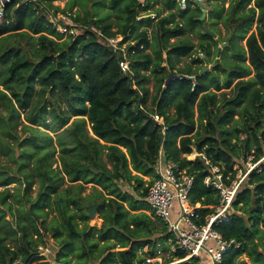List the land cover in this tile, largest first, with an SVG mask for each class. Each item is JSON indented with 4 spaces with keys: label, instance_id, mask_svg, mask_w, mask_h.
Masks as SVG:
<instances>
[{
    "label": "trees",
    "instance_id": "16d2710c",
    "mask_svg": "<svg viewBox=\"0 0 264 264\" xmlns=\"http://www.w3.org/2000/svg\"><path fill=\"white\" fill-rule=\"evenodd\" d=\"M20 1L14 0L10 7V23L0 27V37L18 32L15 45L0 52V65L4 64L6 71L0 83L4 87L0 90V122L1 108L8 110L2 132L15 138L13 122L20 117L19 110H29L27 118L32 125L45 123L50 116L55 130L76 118L56 140L64 173L72 185L62 190L65 176L53 168L57 148L51 136H27L20 143L23 150L18 160L26 168L33 159L32 170L24 173L23 180L2 178L0 172V186H25L28 206L26 210L23 199L16 198L21 216L16 220L14 207L6 206L10 190L6 188L2 194L0 264L45 260L38 250L45 245L42 230L58 241L53 264H147L140 256L146 247L152 257H156L158 248L169 251L165 264L184 258V252L171 253L168 243L173 234L168 226L147 214L151 211L149 188L158 178V155L161 151L166 162H175L194 176L189 197L196 207V223L204 225L205 218L220 202L218 191L205 185L211 170L218 167L223 181L229 184L226 178L230 174L232 179L235 177L234 167L245 155L254 152L259 159L264 154V0H236L225 16L220 10L225 24L234 27L233 37L224 41L230 47L235 46L237 38L245 39L254 24L257 27V33L246 40L247 50L241 49L240 63L228 72L223 84L213 72L201 75L200 71L176 68L175 60L195 54V46L183 37L205 23L194 1L182 8L175 0H164L169 14L157 22L152 41L148 30L141 28L154 20L150 16L154 0H112L111 6L121 12L117 31L109 21L110 13L70 15L84 28L79 29L77 37L69 35L63 41L65 35L51 23L47 9H53L55 15L59 13V8L52 5L56 0H50L48 7L40 1H30L15 8ZM226 1L207 0L215 4ZM253 1L254 6L249 7ZM100 5L96 2L94 7L99 10ZM141 16L145 17L139 20ZM24 29L31 34L20 32ZM204 31L199 32L200 49L209 58L211 43L217 42ZM119 35L129 42L131 73L121 69L123 54L115 52L107 41ZM172 39L176 41L171 43ZM150 48L152 53L147 52ZM246 53L249 65L244 63ZM192 61L201 63L199 57ZM251 68L254 77L245 80ZM171 75L179 79L167 85ZM152 76L157 81L156 94L149 109L147 84ZM191 76L196 80L188 79ZM37 85L41 99L34 102ZM231 87V98H219L217 92ZM212 88L214 91H210ZM59 98H63L64 107ZM140 105L164 118V135ZM170 108L174 109L173 115L169 114ZM87 121L97 138L89 135ZM25 146H30L29 150ZM194 148L199 155L189 161L187 156ZM145 177L151 180L147 182ZM36 181L40 188L32 200L30 192ZM89 184L94 194L83 198L79 191ZM92 205H98L103 220L100 229L89 225L88 210ZM1 206H6L9 213L1 211ZM54 211L58 218L48 222ZM7 217L11 218L6 220ZM217 230L224 239H235L240 244L239 249L227 252L223 264H236L238 260L239 264H248L243 258L250 264H264V172L251 174L242 184L232 203L230 219ZM8 237L14 239V246L6 241ZM118 248L121 250L114 251ZM196 263L191 259L179 264Z\"/></svg>",
    "mask_w": 264,
    "mask_h": 264
},
{
    "label": "rangeland",
    "instance_id": "374dc122",
    "mask_svg": "<svg viewBox=\"0 0 264 264\" xmlns=\"http://www.w3.org/2000/svg\"><path fill=\"white\" fill-rule=\"evenodd\" d=\"M38 1L41 2L42 6L46 5L47 7H48V4L50 3V0H43L44 2H42V0H38ZM190 1H196V0H190ZM235 1L236 0H227L225 3H221V4L208 3L207 0L199 1V3L206 6V9H207V15H206V18L204 19L205 23L201 29L197 27L193 33L188 32L186 33V36L183 37V39L189 41L195 46V54L190 57L188 56V57H183L179 60H175L176 68L178 70L179 69L181 70L190 69L194 72L200 71V74H202V72H204V70L206 69L207 72H213L215 75H218L222 84L225 83L228 72L233 69L235 64L240 63L238 56L241 52V49L247 50V46H246L247 38L252 33H257V27H256V24H254L252 28L249 30L247 37L245 39L237 38L235 40V46L230 47L229 42L224 43V41L229 40L233 37V35L235 34V31H234V27H231L229 23L225 24L224 18L221 17L220 15V10H223L222 15L224 16L227 15L230 9V6H232ZM96 2L101 4L100 5V7H102L101 9L99 8V10H97L94 7V4ZM111 3H112V0H56L52 2V5L54 7L59 8L60 12L55 15L54 14L55 11L53 9L49 7L47 9L50 10L49 11L50 16L54 15V23L57 24L56 25L57 27H59L58 23H61L63 21L64 15H67L66 12H69V15L71 16L79 14L82 17L85 16L87 13L99 14V15L110 13L109 21L112 22L114 31H117L119 28L118 21H119V16L121 15V12L117 8H113L111 6L112 5ZM252 6H254V1L251 3V6L249 7H252ZM192 9H194V6H192ZM63 11H66V12L63 13ZM168 14H169V11L166 9L164 0H154V6L150 14L151 18L154 20L151 22L149 26L142 27L141 31L145 29L148 30L149 39L152 41V36H153L154 31L156 30L157 22L161 18L166 17ZM144 17L145 16H143V18ZM177 21H180V23L185 24V21L180 20L179 18L177 19ZM11 23L16 24L14 20H11ZM204 30H206V33L207 31H210L216 35V37H214V40L217 42V45L211 43L212 54L209 58L205 53L202 54L201 49H200V45L202 41L200 39L199 32H205ZM20 32L31 34V32L27 29H24ZM16 33L18 32H11V33H8L0 37V52L4 50H8L9 48H11V46L15 45V42L18 38ZM65 38L66 36L61 41L65 40ZM26 40L27 39L23 41V44H26ZM174 41L176 40L172 39L171 43H173ZM122 43L124 44V47H126L129 44V42L127 43L124 41ZM131 44H135V42L131 41ZM229 47L230 49H228ZM147 52L152 53L151 48L148 49ZM198 57L201 63H198V64L193 63L192 59L198 58ZM164 58H166V53L164 54ZM11 62L12 61H10V63ZM244 63L245 65H249L247 53H246V60ZM164 66L167 67L166 64ZM0 68H1V73H0V83H1L6 75L5 65L4 64L0 65ZM203 68L204 70H201ZM147 73L149 74V72ZM252 77H254V70L251 68V74L244 79L247 80ZM156 82H157L156 79L152 76L151 80L147 84V88H149L150 90V95L148 99L149 109L152 108L151 101H152V98L156 94ZM232 87L228 89L225 88L217 92L219 95V98L221 99L231 98L233 94L231 91ZM40 89L41 88L37 85L34 102L41 99ZM0 90H4V87L2 85H0ZM210 91H214V89L212 88ZM47 99H48V96H47ZM58 101H60L62 104L61 106L64 107L63 98L61 99L59 98ZM19 111H20V117L14 119V122H13L16 125V130H15V138H12V137H8L6 134L2 132L3 125L4 124L7 125L6 119L8 116V110H6L5 107L1 108V113H2L1 116L3 118H2V121L0 122V172L2 174L1 175L2 178L11 177V178L23 180L24 173L32 170L33 159L28 162V166H26V168H23L21 166V163L18 160V157L21 153V150H23V147L20 146V143L27 136H34V135L42 136L43 134H46L53 138V146L57 148V153L55 154L54 158H52V162H53V168L59 170L60 173L63 176H65V184L62 187V190H65L66 188L71 187L72 183L69 182L68 177L65 175L63 167H62V163L60 159V152L56 144V140H57V136L61 134L68 126H70L75 121L76 118H72L70 123L67 126L63 127L62 129L55 130L53 129L54 120L50 116L48 117L47 122L38 124V125H32L29 123L28 118H27L29 114V110H26V111L19 110ZM169 114L170 115L174 114L173 108H170ZM197 116H198V113H197V107H196V118ZM236 118H238V116ZM233 124L234 122L229 127L232 128ZM25 127H31L32 130H26ZM86 129L89 135L94 137L89 121L86 122ZM101 142L104 144L103 141ZM24 148H27L29 150L30 146H25ZM198 155L199 154L194 148L193 153L191 155H188L187 159L189 161H193V159H196ZM243 159L244 157L239 162L241 165L243 164ZM104 160L106 161V158H104ZM150 180H151L150 178L145 177V181L149 182ZM37 181L33 187V190L30 192V198L32 200L37 197V194L40 188V184ZM78 183H75V184H78ZM24 187L25 186L21 187L19 183H13L8 187L0 186V199L2 198V194L4 193L6 188L10 190V196L8 200L6 201V206L10 204L14 207L13 212L16 215V220L17 218L21 217L20 213H18L17 211L18 208H20V205L16 203V198L19 197L23 199V201L25 202L26 199L24 196L25 195ZM75 192L76 191H74L73 193ZM79 192L83 198H87V197L93 196L94 189L92 185L89 184V185H84V188H82ZM23 204L25 205V209L27 210L26 207L28 205L26 204V202ZM6 206H1V209H2L1 211H6L7 213H9V210L6 208ZM150 212L151 211H147V214L149 216H150ZM88 215H89V210H88ZM10 218L11 217H7L6 220H9ZM54 218H58V214L55 211L54 213L49 214V217L47 220L48 222H50ZM16 220H12V225H16ZM24 222L28 223L27 220H24ZM102 224H103V220L101 219L100 214H98V210H97L96 216L93 219H90L89 225L91 227H95L96 229H100L102 227ZM1 226L2 224L0 223V231H3ZM39 227L41 228L40 223H39ZM42 233L44 235L45 245L40 246L42 248L40 250V256L44 257L45 260L41 262H49L53 264V256L59 249L58 241L55 240L51 235L46 234L44 230H42ZM6 241L11 246L15 245V241L12 238L8 237ZM119 250L121 249L118 248V249H115L114 251H119ZM160 252L163 255V261L165 262V259L170 257L169 251L165 252L164 249L161 248ZM243 259L247 261L248 264H250L248 259L246 258H243ZM41 262H36L33 264H38ZM237 262H239V260Z\"/></svg>",
    "mask_w": 264,
    "mask_h": 264
},
{
    "label": "built area",
    "instance_id": "2783aa9c",
    "mask_svg": "<svg viewBox=\"0 0 264 264\" xmlns=\"http://www.w3.org/2000/svg\"><path fill=\"white\" fill-rule=\"evenodd\" d=\"M30 1L39 2L38 0H21L15 8L22 3L28 4ZM175 1L182 8H186L187 2L190 0ZM197 1L201 0H196L194 3ZM13 2L14 0H0V27L9 23L10 7ZM142 18L141 16L138 19ZM50 21L65 36L77 37L79 29L84 28L70 15H64L63 21L58 23L59 27L54 23V15L50 16ZM123 40L122 36L107 39L108 44L115 52H122L123 54V59L120 62L121 69L125 73H131L128 61V45L124 47ZM140 109L144 110V106L140 105ZM144 112L150 115L164 135L167 130L164 118L156 113L151 114L145 110ZM253 154L254 152L245 155L243 164L239 163L234 167L235 177L232 179L230 174L226 178L229 184L223 181V173L218 167L211 170V174L205 178V185L218 191L220 202L214 208V212L205 218V224L198 225L196 223V207L191 204L189 197L194 184V176L181 169L177 163L166 162L160 151L155 166L158 178L150 186L147 200L151 206L150 216L165 223L173 234L172 240L168 243L171 247V253L181 251L186 254L182 259L174 258L171 264L185 263L191 259L197 260L196 264H223L227 252L240 248V244L235 239H224L217 227L230 219L232 203L242 184L251 174L264 172V154L259 159H256ZM41 249L39 246V256ZM160 250L161 248H158L156 257H152L149 255V248L146 247L140 251V256L145 259L147 264H165ZM15 264H22V262L17 261Z\"/></svg>",
    "mask_w": 264,
    "mask_h": 264
},
{
    "label": "water",
    "instance_id": "95a60500",
    "mask_svg": "<svg viewBox=\"0 0 264 264\" xmlns=\"http://www.w3.org/2000/svg\"><path fill=\"white\" fill-rule=\"evenodd\" d=\"M197 5L201 8L202 12H203V15L202 17L200 18L201 21H204V19L206 18V15H207V9H206V6L200 4L198 1H197ZM208 34L216 37V35L210 31H207ZM207 72V70L205 69L204 72H202L201 75L205 74ZM179 79V76L178 75H171L169 77V79L167 80L166 84L168 85L169 83H171L172 81H175ZM188 79H191L193 81L196 80V78L194 76H191V77H188ZM95 138H97L96 136H94ZM98 210V205H93L89 208V218L90 219H93L95 216H96V212Z\"/></svg>",
    "mask_w": 264,
    "mask_h": 264
}]
</instances>
